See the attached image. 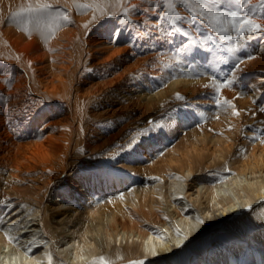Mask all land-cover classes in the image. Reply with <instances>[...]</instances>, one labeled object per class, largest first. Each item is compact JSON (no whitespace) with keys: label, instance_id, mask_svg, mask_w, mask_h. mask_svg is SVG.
Listing matches in <instances>:
<instances>
[{"label":"bare ground","instance_id":"bare-ground-1","mask_svg":"<svg viewBox=\"0 0 264 264\" xmlns=\"http://www.w3.org/2000/svg\"><path fill=\"white\" fill-rule=\"evenodd\" d=\"M35 2L0 0V264H264V34H165L158 0H46L71 23L41 34L12 19Z\"/></svg>","mask_w":264,"mask_h":264},{"label":"snow or ice","instance_id":"snow-or-ice-1","mask_svg":"<svg viewBox=\"0 0 264 264\" xmlns=\"http://www.w3.org/2000/svg\"><path fill=\"white\" fill-rule=\"evenodd\" d=\"M121 0H92L91 5H76L78 8L87 9L90 6L94 10L99 11V16L105 15H115L116 13L110 11L109 9L113 6H118ZM147 2V0H145ZM182 5L184 11L188 13L186 16H181L178 11H176L177 5ZM250 0H158L157 3L152 5L157 9V21H166L169 23L171 32L164 30L165 34H180L187 38L188 33L183 30V24L188 26L200 25L204 26L205 24L213 33H215L220 39L223 40H233L241 39L246 34L247 35H257L264 34V27H261L259 24L255 23L257 18L256 7H259L260 13L259 18H264V0H260V4L255 7H249ZM224 8H235L234 11H221L220 9ZM240 9L244 10V15H241ZM133 12L138 11L135 6L132 8ZM145 12L148 9H144ZM247 13H251L248 15ZM129 15V11L125 9L121 13V17L126 18ZM27 17L28 23L34 24L35 31L43 34L44 31H51L53 34L55 30L61 27L60 21L65 23H71L68 15L63 12H54L53 5L46 2V0H36L35 3H28L26 7H21L18 12L12 14V19L21 23V17ZM97 15H93V21L97 19ZM125 23H130L131 21L124 19ZM179 25V26H178ZM87 27V25H85ZM157 29L161 28V25L157 23ZM20 30L24 31L25 35L31 37V32L27 27L21 28ZM228 34L227 36L225 34ZM113 39H118L116 32L112 33V36L109 38V42ZM192 47L191 44H184L182 42L181 47L175 50L174 56L179 55L181 52L187 50V48ZM229 52H233L234 49L229 48ZM254 57L248 56V59H253ZM178 62V61H177ZM243 59L239 61L236 68H239V64L243 63ZM31 67V65H29ZM203 75V74H201ZM237 83V77L235 73H231L230 76H226L224 81L217 83L216 78L212 77V84L215 86V91L218 93L221 88H231ZM209 87V85H205ZM177 99H183V97L177 94ZM220 100H216L217 106H220ZM224 103H228L225 101ZM261 111H264V108H261ZM232 115L238 116L239 112L233 109ZM149 133L141 131L138 133L141 138L148 135ZM253 139H258V137H253ZM139 141L133 137L125 145L119 146L120 151L131 150ZM251 210V208H249ZM203 223V221H199ZM11 241V237H9ZM26 251L31 250V245H29ZM48 264H52V256L48 255ZM100 264H106L103 257L100 258ZM131 264H144L141 261H133Z\"/></svg>","mask_w":264,"mask_h":264},{"label":"rangeland","instance_id":"rangeland-1","mask_svg":"<svg viewBox=\"0 0 264 264\" xmlns=\"http://www.w3.org/2000/svg\"><path fill=\"white\" fill-rule=\"evenodd\" d=\"M260 4V0L256 3L255 6H258ZM229 11L237 10L235 8H228ZM227 10V11H228ZM260 11L259 7H256V12ZM112 16V15H111ZM259 17V16H258ZM264 21V18H259ZM27 56H30V58L35 57V55H30L26 53ZM0 74L2 72L0 71ZM24 72L19 70L18 68H13L10 73H7L3 78L5 79L4 85L2 80L0 79V110L5 111V113L9 112L11 110V106H9L8 103V97L10 95H15L19 91V85L18 82L21 81V78L23 77ZM3 129H0V132H2Z\"/></svg>","mask_w":264,"mask_h":264}]
</instances>
